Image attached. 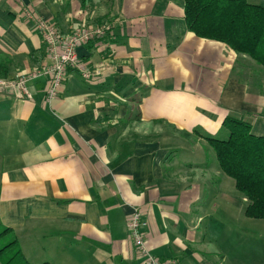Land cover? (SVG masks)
I'll use <instances>...</instances> for the list:
<instances>
[{"label": "crops", "instance_id": "crops-1", "mask_svg": "<svg viewBox=\"0 0 264 264\" xmlns=\"http://www.w3.org/2000/svg\"><path fill=\"white\" fill-rule=\"evenodd\" d=\"M37 18L67 36L112 29L79 49L50 103L46 77L24 96L0 90V227L27 260L45 231L55 252L32 255L44 263L145 264L128 227L138 211L152 255L213 264L203 226L223 174L204 136L228 139L229 116L264 136L262 69L190 32L175 0H0L12 79L51 62Z\"/></svg>", "mask_w": 264, "mask_h": 264}, {"label": "trees", "instance_id": "trees-1", "mask_svg": "<svg viewBox=\"0 0 264 264\" xmlns=\"http://www.w3.org/2000/svg\"><path fill=\"white\" fill-rule=\"evenodd\" d=\"M175 1L184 8L190 32L227 45L264 72V0L258 4L250 0ZM10 65V57H0V79L10 78ZM223 125L229 132L228 139H204L216 153L222 174L235 181L238 192L247 201L246 216L264 220V136L253 134L251 124L236 117H227ZM1 230L0 240L13 235L10 229ZM0 264H31L15 236L0 249Z\"/></svg>", "mask_w": 264, "mask_h": 264}, {"label": "rangeland", "instance_id": "rangeland-1", "mask_svg": "<svg viewBox=\"0 0 264 264\" xmlns=\"http://www.w3.org/2000/svg\"><path fill=\"white\" fill-rule=\"evenodd\" d=\"M250 2L258 4L260 0H250ZM214 155L217 158L216 153ZM215 168H218L216 161L214 166L211 165L212 172ZM213 196L214 199L218 198L215 202L217 207L211 208V217L204 221L203 226V229H206L205 225L210 226L209 230L204 233L206 238L204 248L208 252L207 257L212 260L213 264H264V220L251 219L246 216L248 203L238 192L235 181L223 174L218 190ZM40 235L38 241L34 242L37 247H25L31 264H43L46 260L53 261L48 257H32V255L44 252L47 255L55 252L49 247L52 242H55L54 239L47 237L50 233L43 231ZM13 236L1 239L0 249L9 243ZM15 238L17 240V237Z\"/></svg>", "mask_w": 264, "mask_h": 264}, {"label": "built area", "instance_id": "built-area-1", "mask_svg": "<svg viewBox=\"0 0 264 264\" xmlns=\"http://www.w3.org/2000/svg\"><path fill=\"white\" fill-rule=\"evenodd\" d=\"M37 30L40 32L46 47L50 63L43 65L41 68L35 69L25 75H20L15 79H0V90H15L23 95H27V86L31 80L46 77L49 79L48 89L45 101L50 103L55 99L67 79L68 71L72 68L81 67V58L79 49L89 45L97 39L106 37L111 32V25L102 23L101 25H92L77 30L71 35H60L53 23L45 19H33ZM101 69H96L93 76H98ZM91 77V73H87ZM141 221V214L135 211L128 224L130 235L135 245L144 258L145 264H177L176 260L162 261L158 257L152 255L146 245L142 228L145 227Z\"/></svg>", "mask_w": 264, "mask_h": 264}]
</instances>
